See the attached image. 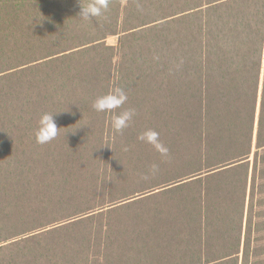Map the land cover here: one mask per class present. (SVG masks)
<instances>
[{"label": "trees", "instance_id": "trees-1", "mask_svg": "<svg viewBox=\"0 0 264 264\" xmlns=\"http://www.w3.org/2000/svg\"><path fill=\"white\" fill-rule=\"evenodd\" d=\"M79 11L0 0V264H264V0Z\"/></svg>", "mask_w": 264, "mask_h": 264}, {"label": "clouds", "instance_id": "clouds-1", "mask_svg": "<svg viewBox=\"0 0 264 264\" xmlns=\"http://www.w3.org/2000/svg\"><path fill=\"white\" fill-rule=\"evenodd\" d=\"M78 2L80 5V11L77 15L85 20L91 17H100L108 8V0H90V2L86 5L82 3V0H78ZM34 20L36 21V23H42L45 18L34 17ZM126 100L127 96L124 90L117 87L107 94L98 96L92 106L97 112H112L113 115L111 119V127L113 130L119 133L122 132L126 127H128L129 122L134 115V112L132 110L120 111L118 113L116 112V109L121 108ZM56 113L58 112L43 113L41 115L38 121V126L35 130V138L37 143H48L55 139L59 134V130L61 127L57 125L54 119V115ZM157 136L158 134L156 132L149 130L147 132L141 133L138 138L148 143H152L157 147L158 150H160V145L157 143Z\"/></svg>", "mask_w": 264, "mask_h": 264}, {"label": "rangeland", "instance_id": "rangeland-1", "mask_svg": "<svg viewBox=\"0 0 264 264\" xmlns=\"http://www.w3.org/2000/svg\"><path fill=\"white\" fill-rule=\"evenodd\" d=\"M107 42L111 45H117L119 42V36H111L107 39Z\"/></svg>", "mask_w": 264, "mask_h": 264}]
</instances>
